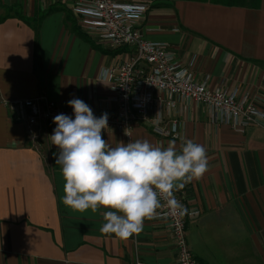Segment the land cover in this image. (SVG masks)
<instances>
[{"label": "crops", "instance_id": "0c3cea01", "mask_svg": "<svg viewBox=\"0 0 264 264\" xmlns=\"http://www.w3.org/2000/svg\"><path fill=\"white\" fill-rule=\"evenodd\" d=\"M254 2L153 1L136 28L143 40L169 48L179 65L191 64V78H206L207 90H235L264 105V0L248 6ZM13 6L28 19L51 11L35 28L11 14L0 22V264H173L164 220H146L140 233L121 240L100 231L106 209L65 205L59 149L49 140L53 128L41 130L33 144L3 105L44 96L60 107L79 98L93 112L112 108L100 75L128 51L106 48L73 20L95 48L83 42L69 29L66 16L74 18L65 1L0 0L3 11ZM173 101L160 115L176 123L177 138L156 137L145 123L131 127L129 140L106 131L103 138L112 146L131 140L163 147L174 141L178 150L186 140L203 145L208 171L177 191L189 213L188 252L198 264H264V123L238 134L213 124L204 106Z\"/></svg>", "mask_w": 264, "mask_h": 264}, {"label": "built area", "instance_id": "2783aa9c", "mask_svg": "<svg viewBox=\"0 0 264 264\" xmlns=\"http://www.w3.org/2000/svg\"><path fill=\"white\" fill-rule=\"evenodd\" d=\"M62 1L70 6L74 23L84 35L92 36L110 50L124 48L129 54L125 60L115 56L100 75V81L109 84L113 95L112 108L93 112L97 118L108 114V128L103 131L129 140L131 127L145 123L156 137L177 138L176 123L163 121L160 115L164 108H174L175 98L204 106L213 124L227 126L238 134L248 126L264 123V114L258 107L264 105L258 99L220 87L207 90L206 78L196 82L191 78V64L179 65L169 48L145 41L138 35L136 24L148 5L161 0ZM3 105L9 119L25 127L24 135L33 144L45 127L55 129L56 115L63 113L74 119L72 108L60 107L44 96L6 101ZM175 196L180 201L178 192ZM158 213L155 219L164 220L170 233L173 264H198L188 252L184 239L186 215L174 214L166 204Z\"/></svg>", "mask_w": 264, "mask_h": 264}, {"label": "clouds", "instance_id": "9594fccd", "mask_svg": "<svg viewBox=\"0 0 264 264\" xmlns=\"http://www.w3.org/2000/svg\"><path fill=\"white\" fill-rule=\"evenodd\" d=\"M68 106L74 119L56 115L49 137L59 149L56 163L61 165L65 205L80 212L106 209L100 231L121 240L140 233L165 204L174 214H189L175 193L208 171L203 145L186 140L178 150L174 141L163 147L131 140L112 146L102 136L107 113L97 118L79 98Z\"/></svg>", "mask_w": 264, "mask_h": 264}, {"label": "trees", "instance_id": "16d2710c", "mask_svg": "<svg viewBox=\"0 0 264 264\" xmlns=\"http://www.w3.org/2000/svg\"><path fill=\"white\" fill-rule=\"evenodd\" d=\"M257 3H258V0H255V2L254 3H252V4H248V6L249 7H251V8H256V6H257ZM229 6H231V5H229ZM247 6V7H248ZM4 11H5V16L1 19L0 18V22H3V20H5V19H7V17L11 14L12 16H14L15 18L17 17V18H19V19H21V20H23V22H25L26 24H31L32 23V28H35V26L37 25V22L38 21H40L41 19H43L44 18V16L47 14V12H50L51 11V9H47L46 11H44V13H42V14H39V15H36L33 19H28V18H26V17H24V16H22V14H21V12H20V7H6V8H4ZM72 19V18H71ZM71 19H69V17L68 16H66V21H68V23H69V29H71V31L73 30V32H75L81 39H82V41L83 42H87V43H89L90 44V46L91 47H94V44H93V42L92 41H90L89 39H88V37H86V36H84V35H82L80 32H79V30H78V28L77 27H75V25H74V23H73V19L71 20ZM95 48V47H94ZM118 49H120V48H118ZM118 49H116L117 51H118ZM114 51V50H113Z\"/></svg>", "mask_w": 264, "mask_h": 264}, {"label": "rangeland", "instance_id": "374dc122", "mask_svg": "<svg viewBox=\"0 0 264 264\" xmlns=\"http://www.w3.org/2000/svg\"><path fill=\"white\" fill-rule=\"evenodd\" d=\"M5 15V12L3 10L0 9V18L2 19V17Z\"/></svg>", "mask_w": 264, "mask_h": 264}]
</instances>
